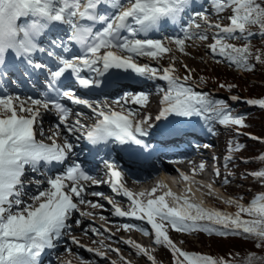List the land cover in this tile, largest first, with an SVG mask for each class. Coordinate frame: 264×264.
<instances>
[{
	"label": "snow or ice",
	"instance_id": "6c2138e0",
	"mask_svg": "<svg viewBox=\"0 0 264 264\" xmlns=\"http://www.w3.org/2000/svg\"><path fill=\"white\" fill-rule=\"evenodd\" d=\"M205 3L209 8L200 0H0V264H42L45 251L56 248L72 223L81 224L75 218L76 213L81 217L92 215L82 211L81 205L92 209L104 207L99 201L86 199V195L106 200L115 216L145 222L150 227L125 223L120 228L152 234L154 244L171 251L173 264L227 262L181 250L169 237L168 226L177 232L245 235L257 247L264 248V192L256 194L247 206L228 200L237 203L234 214L205 209L170 189L156 195L159 188H167L163 183L147 194H134L124 186L127 173L112 155L127 156L129 160L151 156L158 149L149 141L159 137V143L167 146L189 133L192 118L202 120L209 133L214 131L212 122L238 126V132L246 126L245 118L233 114L228 102L195 90L188 83L190 71L180 78L175 75L174 64L158 66L166 54L174 53L171 45L183 53L187 40H207L209 32L213 42L206 50L222 58L217 62L226 61L251 72L255 67L251 57L254 55L257 62L264 59V53H253L248 44L237 46L228 42L247 40L257 34L264 37V0H205ZM229 9L228 25L210 21V12L219 17ZM174 26L179 27V33L164 34L169 27L175 31ZM145 57L157 66L138 62ZM172 59L176 57L172 55ZM184 67L187 69V65ZM113 70L123 76L114 75ZM17 74L26 76L29 83L42 91L27 98L10 94L7 85L15 83L12 77ZM122 78L137 81L136 88L129 91L130 86L122 84ZM156 80L166 84V88L156 86L158 93H162L158 114L154 121L148 115L138 119L140 113L132 105L142 109L152 95L140 85ZM228 87L234 89L235 85ZM109 88L121 93L111 103L77 94L81 89L87 94ZM240 99L235 94L229 97L230 101ZM66 102L90 109L94 123L86 125L80 119L84 113H74ZM245 103L264 109V98H249ZM45 114H52L57 120L56 130L46 138L50 141L47 143L36 138L37 129L43 135ZM73 114L75 120L70 119ZM61 134L63 142L59 143L57 137ZM252 139L260 138L252 136ZM81 140L94 146L88 148L90 154L103 153L99 158L106 167L107 180H98L80 160L83 149H77ZM243 147L239 143L233 146L230 141L228 152ZM233 158L229 154L223 159L231 162ZM259 159L264 161V154ZM204 167L203 163L199 165L200 169ZM29 172L46 177L34 180L35 191H29L25 184ZM248 174L264 179V168ZM180 175L189 180L183 173ZM215 175L220 172L217 170ZM100 183H107L113 193L127 198V209L101 192L89 191L90 184ZM168 198L173 202L171 206ZM242 214L248 218H242ZM71 239L74 244L79 243L76 237ZM123 242L155 264L154 257L139 243ZM99 243L119 252L105 246L103 240ZM87 251L98 257L107 256L100 248L87 247ZM82 264L92 262L83 260ZM240 264H264V256L248 253Z\"/></svg>",
	"mask_w": 264,
	"mask_h": 264
},
{
	"label": "trees",
	"instance_id": "16d2710c",
	"mask_svg": "<svg viewBox=\"0 0 264 264\" xmlns=\"http://www.w3.org/2000/svg\"><path fill=\"white\" fill-rule=\"evenodd\" d=\"M250 45L253 53L257 51L264 53V37L255 35L250 39ZM251 60L255 64L254 70L251 72L243 69L241 73L229 74L218 70H201V79L205 84L203 87L223 84L225 87H220L229 92L240 95L247 94L252 97L264 96V59L257 62L253 55ZM229 84H234L235 88L230 89ZM231 110L233 114L239 113L245 118L246 126L240 127L239 132L237 131L238 126L229 125L221 129L222 132L232 137L233 146L236 143L244 145L242 149L230 153L234 158L231 162L227 161L226 163L230 165L234 173L235 183L240 185L238 188L242 192L240 195L247 196L249 193L256 195L264 192V179L254 178L248 173L264 168V161L259 159V156L264 154V109L259 106L237 104L231 107ZM252 136L260 139H252ZM198 234L197 242L191 239L186 240L190 247L197 251V243H200L204 249L209 250L213 258H222L227 264H240V261L248 253L264 256V248L257 247L256 242L245 235L220 236L206 232L201 233V231ZM159 263L173 264V259L169 261L160 259Z\"/></svg>",
	"mask_w": 264,
	"mask_h": 264
},
{
	"label": "rangeland",
	"instance_id": "374dc122",
	"mask_svg": "<svg viewBox=\"0 0 264 264\" xmlns=\"http://www.w3.org/2000/svg\"><path fill=\"white\" fill-rule=\"evenodd\" d=\"M205 8L207 9V6ZM230 14H231L230 9L224 11L223 13H221L219 15V17L217 16L216 13L210 12L209 13L210 21L212 23H215V22L219 21L222 25H228L229 24V20L227 19V17ZM252 30L257 31L255 26L253 27ZM177 33H179V32H177ZM211 34H212V32H209V34H208L209 38L207 40H204V41H201L199 39L187 40L186 41V46H185V51L183 53L180 52L178 49H175V45H172V47L174 48V53L173 54H166L159 61V65H158L159 67H167L169 64H174L175 75L180 77V78H183L190 71L191 72V79L189 80L188 83L191 86H193V88L195 90L201 91V92H206L210 96H211V91H210L211 89L209 87L206 88V89H202V88L200 89L199 86L197 85L200 82V79L198 78L200 70H205V69H207L209 71L218 70L220 72H222V71L228 72L229 74H233L235 72H240V70H242V68L236 67L234 65H229L226 61L225 62H217V61L222 60V58L219 57L218 55L214 56V55H212L210 53V51L206 50L207 46L213 42ZM228 42L236 44L237 46H241L242 44H248L249 45L250 44V38L247 39V40H245V39H230V40H228ZM172 55H174L176 57L175 60L172 59ZM145 59L139 58L138 61H139L140 64H143V63L147 62V63L152 64V66H157L155 61H150L147 57H145ZM184 65H187V69H185ZM160 84L162 85L161 87H165L166 88L165 82H161ZM220 163H221V159L215 157V162L213 163L214 165H211V168L213 170L214 169L216 170L217 165H221ZM213 175L218 178V180L220 181L219 183L223 184V182H224L223 179L220 180V178H223V177H220V175L217 176V175H215V173H213ZM30 180L32 181V179L30 177L27 180L25 179V183L31 184V183H29ZM231 190L236 193L235 187H232ZM26 197L27 196H25V198ZM99 202L102 203L103 205L107 206V201L100 199ZM111 211H112V209L110 210V212L105 213V215H104L105 219L102 220V221L101 220L99 221L98 219H96V217L93 219L92 215L91 216H87L88 218H86V219H89V222L88 221L85 222V224L82 225V227H81V229H79V231L89 234L91 237H93L94 239H96L99 242L101 240H103L105 246H110L111 249H114V247H113L114 244H112L111 242L106 241L105 240V235L89 231V229H94L96 226L99 228L101 225L104 224V222L107 223V224L111 223V222L120 223L121 224V222H122V224H123L124 223L123 221L120 222V221H116V220L113 219ZM83 221H86V220L82 219V223H83ZM112 227L116 228L114 226H112ZM116 230H117V228H116ZM79 231H77V232H79ZM168 231L172 232V234H173V236H174L176 241L181 239L183 237V235H184V232L174 231V230L171 229L170 226H168ZM66 236H68V235H66ZM107 237L108 236H106V238ZM113 237H115L118 241L127 240L126 236L124 234L121 236L119 232H116L115 236H113ZM197 241H198V239H197ZM65 242H66V239H63L62 243H65ZM67 242H68V240H67ZM81 245L85 246L83 248L86 251H87V247H92L91 245H88L85 241H82V240L79 241L78 244H73V246H77V247H81ZM127 245L128 244H126V249L121 247V246L115 248V249H119V252L117 253V252L112 251V253L111 254L108 253L107 256H109V258L110 257L112 258V256H113L116 259H118V261L120 262V263H118L116 261L118 264H127L126 261H124V260L122 261V258L120 257V255H122L120 252L127 251V253H126L127 259H130V260L132 259L134 264H150L151 263L149 260L143 261L141 259L140 255H137L136 251L135 250L133 251V248L130 245H128V247H127ZM155 245L156 244L147 243V244L144 245V247H146V249L151 251V252H152V250L157 249V250H159V253H162V250H165V248L163 246L157 245V247H156ZM160 247H161L162 250H160ZM197 247L200 248V249L205 250L204 251L205 252L204 255H208L209 250L204 249V247L200 243L199 244L197 243ZM61 249L64 250L65 248H63V246H62ZM100 250H103V247H101ZM156 252H155L154 256H157L158 253H156ZM72 255L73 254H71L69 256L70 260H65L64 262H62V261L57 262V257L54 256V254L53 255L51 254V257H52L51 262H52V264H69V262H71V260H73L75 258ZM104 258L105 257H103V259ZM95 261H97V259H93L92 260V262H95ZM100 264H112V263H110V261L108 259L107 260L105 259V260H102V263H100Z\"/></svg>",
	"mask_w": 264,
	"mask_h": 264
},
{
	"label": "bare ground",
	"instance_id": "6f19581e",
	"mask_svg": "<svg viewBox=\"0 0 264 264\" xmlns=\"http://www.w3.org/2000/svg\"><path fill=\"white\" fill-rule=\"evenodd\" d=\"M171 47H172V45H171ZM158 85L161 87L160 84H158ZM143 87L146 89L147 92L152 93V95L150 96V101H149V104L147 106L143 107L142 109H140L139 106L137 108V110L139 111V113H140V115L142 117L144 115H148L149 116L151 114H155L157 112V110H158L157 108H159V105H160L159 102H158L159 101V94H157L154 90H152V88L149 86L148 83L145 84ZM156 90H157V87H156ZM88 116H90V115L88 114ZM176 159L182 165L186 164V165L195 167V169L198 170V171L206 170V171H208L210 173H211V171H209V167H210L209 164L212 163L213 160H214L212 158L211 154L205 153V152L204 153L203 152H196L195 149L193 151H188V152L184 153L183 156L177 157ZM202 163L205 165L204 169H200L199 168V165L202 164ZM168 169H171V168H168ZM210 177H211V180L213 182H215V177L213 175H211ZM26 178H27V176H25V179ZM144 178L146 180H148V181L150 179L148 177H144ZM26 187H27V189L29 191H34L35 190V186L34 187L26 186ZM27 199H25V200H27ZM114 200L118 201L119 199L118 198H114ZM196 201L197 200L195 199L194 203H197ZM190 202H191V200H190ZM124 205L127 206L128 203H124ZM85 209L87 211L91 210L89 208V206H85ZM92 213H94L95 217L98 218L99 220L102 219L101 217H103V219L105 218L104 213L101 212V211L97 212V211L93 210ZM108 225L109 226L113 225L114 227H116L118 229L119 232L126 233L132 239H135L136 241H140L142 243H144V241H145V238H143V239L140 238V236L143 235L141 232L136 231V230H123V229H121L120 225H122V223L121 224L120 223H109ZM70 234L72 236H77V238L80 239V240L87 241L88 244L92 245L94 248H101L100 243L96 239H94L93 237H91V236L89 237V234H86V233L81 232V231L77 232V230L71 231ZM148 239L149 240H153L154 238L152 237V235L149 234ZM110 242L112 244H114V245L121 246V247L126 249V244L123 241L121 242V241H118L117 239L113 238V239L110 240ZM103 250H105L109 254L112 253V251L110 249H108V248L103 247ZM74 252H76L78 254L77 257H76V260H75L76 264H82L83 260H88V261L92 262L93 259H97V261L92 262V264H100V263H102V258L101 257H98V256H96V255H94L92 253L84 251L82 248H75L74 246H71V245H69V249H67L66 251L58 250L56 252V256L59 259L69 258V255L71 253H74ZM126 253H127V251H123L122 252V254H124V255H126ZM47 256H48V253L44 254L42 257L47 258Z\"/></svg>",
	"mask_w": 264,
	"mask_h": 264
}]
</instances>
